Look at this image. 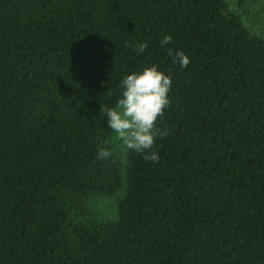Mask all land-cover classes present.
<instances>
[{"label":"trees","instance_id":"16d2710c","mask_svg":"<svg viewBox=\"0 0 264 264\" xmlns=\"http://www.w3.org/2000/svg\"><path fill=\"white\" fill-rule=\"evenodd\" d=\"M152 65L155 164L100 113ZM0 264H264V38L227 0H0Z\"/></svg>","mask_w":264,"mask_h":264},{"label":"clouds","instance_id":"9594fccd","mask_svg":"<svg viewBox=\"0 0 264 264\" xmlns=\"http://www.w3.org/2000/svg\"><path fill=\"white\" fill-rule=\"evenodd\" d=\"M172 37L165 35L160 41L161 47L170 44ZM137 55L143 54L147 48L146 42L129 45ZM167 54L173 63L186 68L189 57L182 51L167 49ZM121 97L115 107H100V113L107 117V126L116 133V138L123 141L126 149H131L153 164L159 162L155 151L156 140L169 135L167 129L161 130L158 119L164 115V109L170 106L168 93L171 89V78L158 70L156 65L144 67L139 72H132L123 77L120 82ZM97 158L107 159L111 153L106 148H100Z\"/></svg>","mask_w":264,"mask_h":264},{"label":"rangeland","instance_id":"374dc122","mask_svg":"<svg viewBox=\"0 0 264 264\" xmlns=\"http://www.w3.org/2000/svg\"><path fill=\"white\" fill-rule=\"evenodd\" d=\"M231 12L239 16L246 28L254 35L264 38V0H227ZM115 152L123 156L126 152L123 141L115 137ZM122 197V190L115 197H100L96 201V209L103 220L116 217V206Z\"/></svg>","mask_w":264,"mask_h":264}]
</instances>
